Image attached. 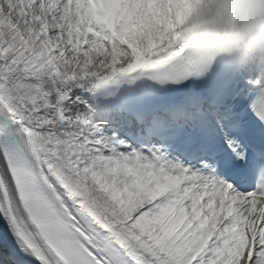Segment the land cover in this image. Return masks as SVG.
Here are the masks:
<instances>
[{
  "label": "snow or ice",
  "instance_id": "1",
  "mask_svg": "<svg viewBox=\"0 0 264 264\" xmlns=\"http://www.w3.org/2000/svg\"><path fill=\"white\" fill-rule=\"evenodd\" d=\"M205 2L0 0V264H264V62Z\"/></svg>",
  "mask_w": 264,
  "mask_h": 264
},
{
  "label": "clouds",
  "instance_id": "2",
  "mask_svg": "<svg viewBox=\"0 0 264 264\" xmlns=\"http://www.w3.org/2000/svg\"><path fill=\"white\" fill-rule=\"evenodd\" d=\"M202 15L225 56L264 62V0H206Z\"/></svg>",
  "mask_w": 264,
  "mask_h": 264
},
{
  "label": "bare ground",
  "instance_id": "3",
  "mask_svg": "<svg viewBox=\"0 0 264 264\" xmlns=\"http://www.w3.org/2000/svg\"><path fill=\"white\" fill-rule=\"evenodd\" d=\"M4 222V224L6 223V221H3L2 219H0V222ZM3 224V225H4ZM0 229H3V226L2 225H0ZM2 235H3V239H4V242H5V244H6V246H8V247H12V246H10V244H8L10 241H9V239H10V235H9V232H8V230L7 229H3V232H2ZM27 264H30V262H27Z\"/></svg>",
  "mask_w": 264,
  "mask_h": 264
}]
</instances>
